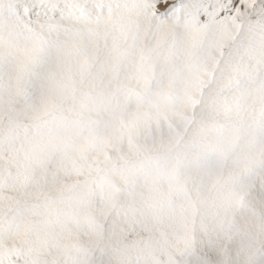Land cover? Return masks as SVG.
I'll return each instance as SVG.
<instances>
[{
	"label": "snow or ice",
	"instance_id": "snow-or-ice-1",
	"mask_svg": "<svg viewBox=\"0 0 264 264\" xmlns=\"http://www.w3.org/2000/svg\"><path fill=\"white\" fill-rule=\"evenodd\" d=\"M0 264H264V0H0Z\"/></svg>",
	"mask_w": 264,
	"mask_h": 264
}]
</instances>
